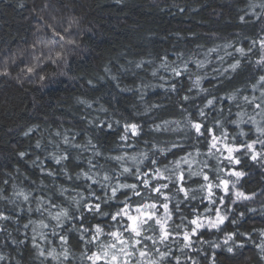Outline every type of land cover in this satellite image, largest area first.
<instances>
[{"label": "snow or ice", "instance_id": "1", "mask_svg": "<svg viewBox=\"0 0 264 264\" xmlns=\"http://www.w3.org/2000/svg\"><path fill=\"white\" fill-rule=\"evenodd\" d=\"M249 8L254 20L246 21L245 17L249 15L246 12L239 17L240 21L253 25L256 22L264 23V0H252ZM38 18L43 20V17ZM45 26L52 30L51 42L63 48L61 41H65V36L51 24L45 22ZM71 26L70 23L63 32L68 33ZM40 30L38 27L37 31ZM246 39L249 40L247 46L241 44L236 47L231 43L224 46L225 49H233L232 52L225 51L231 60L226 67L225 56L219 55V47L209 48L204 59L194 54L184 59L183 54L178 53L179 64L169 62L166 56L161 58L159 69L171 73L176 81L170 83L166 91L178 93L177 83L184 77L190 82L186 92L195 93L182 95L184 103L177 105L186 120L183 128L180 120L156 123L153 118L147 131L138 122L128 120L121 123L115 120L119 129V142L114 146L118 154L115 155L111 151H101L90 137L84 143L77 142L79 133L69 137L67 131L64 134L57 131L54 134L57 139H49L47 145L37 140L34 147L46 152L45 159L60 167L58 171L46 169L37 155L32 164L43 176L50 178L49 184L41 180L36 185V181H31L35 187L25 190L15 183L9 185L11 173L0 181V184L12 190L11 195H5L7 187H0V201L15 206L0 210V234H7L12 244H24L31 229V247L41 258V264H69L73 246L82 249L80 264H199L198 258L194 259L190 254L196 253L198 257L203 251L195 247L196 244H209L214 249H220V243L202 239L203 234L210 230L223 231L222 226L226 221L240 225L246 218L245 212L232 215L235 211L233 206L238 207L245 201L255 199L257 193H246L237 186L242 187L244 178L250 177L251 173L246 172V168L258 166L264 169V74L245 75L250 72L253 63L264 73V37ZM65 42L76 45L75 39L69 38ZM35 47V44L32 45L33 50ZM254 48L259 49L260 58L253 62L251 54ZM212 53L217 54L219 66L212 64ZM10 55L15 62V57L23 56L24 52L21 50ZM32 55L37 64L24 69L28 74L35 73L40 59L35 51ZM64 55L63 50L57 51L56 59L51 56L49 59L56 63ZM147 63L151 64L152 61ZM135 67L143 69L144 63H137ZM157 73L158 70H153L151 75L156 77ZM8 75L6 68L0 72V76ZM242 76V86L233 84ZM40 79L43 81L45 77L41 76ZM159 79L164 80L165 77L160 76ZM206 82L212 83L213 87H205ZM88 83L92 84V81ZM149 87L152 86L141 83L135 89L141 99L145 95L143 90ZM159 87L163 88L164 85ZM126 90L131 89H121ZM197 98L201 104L195 103ZM87 107L91 108L92 105L88 103ZM158 107L151 106L153 109ZM233 108L237 109L235 113ZM101 111L108 110L102 108ZM149 111L146 109L145 115ZM193 115L196 119H192ZM84 119L97 130L103 131L105 127L113 130L112 122ZM226 125L235 129L234 135H230ZM242 126H248L250 131H244ZM33 130L28 129L24 135L28 136ZM169 133L176 134V138L158 139V136ZM133 141L142 142L144 149L135 151L137 143ZM49 146L52 151L47 150ZM73 151L77 154L73 155ZM85 152L91 154L81 161V155ZM17 154L22 159L28 155L25 151ZM72 162H81L84 167L73 174L69 170ZM16 171L19 172V169ZM61 177L64 182H60ZM260 195L264 196V190ZM192 202H206L203 213ZM181 205H190L191 218L182 213ZM247 211L256 213L257 209ZM25 214L28 222L21 225ZM33 214L37 215L36 219L32 218ZM260 214L264 217V207L260 209ZM10 224L21 225L25 230L24 240L12 238ZM15 231L20 232V227H16ZM253 231H258L259 243H255L251 236H248V240L255 244L264 259V229ZM72 234H76L75 245L70 242ZM49 235L59 241V251L49 240ZM246 235L239 232V227L224 233V250L228 253L235 250L237 264L244 258L240 250L245 247V243L237 238ZM37 236L41 241L39 243ZM173 245L184 256L183 261ZM5 260V255L0 254V261ZM212 264H216L215 254Z\"/></svg>", "mask_w": 264, "mask_h": 264}, {"label": "trees", "instance_id": "2", "mask_svg": "<svg viewBox=\"0 0 264 264\" xmlns=\"http://www.w3.org/2000/svg\"><path fill=\"white\" fill-rule=\"evenodd\" d=\"M251 2L252 0H0V72L5 68L9 72L7 77L0 76V181L8 178L7 174L11 173L9 185L15 183L25 190L35 187L31 181H36V185L41 180L44 184H49L50 178L43 176L33 166L32 160L39 155L45 168L52 171H58L60 166L46 160V152L34 146L37 140L47 145L49 139H57L54 135L57 131L62 134L67 131L69 137L73 133H79L76 140L80 143L90 137L101 151H111L115 155L118 153L114 146L119 142V129L115 120H120L121 123L128 120L138 122L144 126L145 131L153 123V118L156 123L180 120L183 128L186 120L177 105L184 103L182 95L195 93L186 92L190 82L184 77L177 83L180 90L178 93L166 91L170 83L176 81L171 73L159 69L161 58L166 56L169 62L176 61L179 64L178 53H182L184 59L193 54L204 59L209 48L219 47V55L225 56L226 67L231 60L225 55V51L232 52L233 49H225V45L231 43L236 47L241 44L247 46L249 40L246 37H264V23L256 22L253 25L239 19L247 12L249 15L245 17L246 21L254 20L249 8ZM38 17H43V20ZM45 22L60 31L65 36V41L75 39L76 45L61 41V48L60 44H53L52 30L45 26ZM70 23V31L63 32ZM38 27L40 31H37ZM34 44L35 50L32 48ZM21 50L24 55L16 56L13 62L10 54ZM62 50L64 57L52 63L49 56L56 59L55 53ZM33 51L40 59L35 73L28 74L24 69L37 64ZM259 58V49L254 48L251 59L254 62ZM210 59L213 65L219 66L217 54H210ZM148 61L152 63L148 64ZM141 62L144 63V68L137 69L136 64ZM153 70H158L156 77L151 75ZM260 74L264 73L260 72L255 63L250 72L245 73L255 76ZM41 76L45 77L43 81ZM113 76L116 77L115 80L112 79ZM160 76L165 79H159ZM89 80L92 84L88 83ZM243 80V76L239 77L233 84L242 86ZM141 83L152 86L143 90L144 99L135 90ZM161 84L164 85L163 88L159 87ZM204 86L211 89L213 84L206 82ZM88 103L92 105L91 108L87 107ZM195 103L201 104V100L197 98ZM152 105L159 107L153 109ZM102 108L108 111H101ZM146 109H150L147 115ZM232 111L235 113L237 109L233 108ZM85 117L87 120L112 122L113 130L106 127L103 131L97 130L94 125L86 123ZM231 118L235 119V116ZM192 119H196L195 115ZM227 127L230 135H234L235 129ZM242 127L244 131H250L248 126ZM30 128L34 130L25 136L24 132ZM172 138H176V134L158 136L161 140ZM133 143H137L135 151L144 149L142 142ZM47 150L53 149L49 146ZM20 151H25L28 155L22 159L17 154ZM76 154L73 151V155ZM90 154L83 153L81 161ZM81 167H84L81 162L69 164V170L73 174L80 171ZM17 168L19 172L16 171ZM245 171L251 175L244 178L242 187H237L246 193L255 192L257 196L238 207L233 206L235 211L232 215L239 211L245 212L246 218L239 226L226 221L222 226L223 231L210 230L203 234L202 239L220 243L222 247L214 249L209 244H196L195 247L202 248L203 251L198 257L196 253L190 254L194 259L198 258L199 264H212L213 254L216 264H237L235 250L234 253H228L223 246L224 233L235 231L237 227L239 232L247 233L246 236L237 238L245 243L244 249L240 250L244 254L240 264H264L259 249L248 240V236H251L258 244V231L253 229H264V217L260 214V209L264 207V196L260 195L264 190V169L254 166ZM59 180L64 182L62 177ZM0 187H7L5 195H11V187L3 184ZM192 203L203 213L206 202ZM13 207L15 206L0 201V210ZM250 208H256L257 212L247 211ZM181 211L191 218L190 205H181ZM32 218L36 219L37 215L33 214ZM27 222L25 214L21 225ZM21 225H9L12 238L17 241L25 239V230ZM16 227H20V232L15 231ZM31 235L29 229L26 243L12 244L7 239V234H0V254L6 257L0 264H41V258L37 257L31 247ZM49 240L54 242L59 251V241L51 235ZM37 242H41L39 236ZM70 242L75 245L76 234H72ZM173 248L176 250V245ZM81 250V247L75 246L70 249L72 256L69 264H80ZM176 254L184 260L178 250Z\"/></svg>", "mask_w": 264, "mask_h": 264}]
</instances>
